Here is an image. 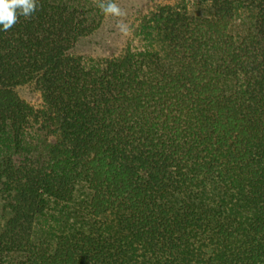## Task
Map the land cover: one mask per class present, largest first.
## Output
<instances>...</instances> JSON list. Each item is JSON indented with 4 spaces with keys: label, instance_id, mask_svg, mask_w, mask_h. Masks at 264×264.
Segmentation results:
<instances>
[{
    "label": "trees",
    "instance_id": "16d2710c",
    "mask_svg": "<svg viewBox=\"0 0 264 264\" xmlns=\"http://www.w3.org/2000/svg\"><path fill=\"white\" fill-rule=\"evenodd\" d=\"M101 2L0 25V264H264V0Z\"/></svg>",
    "mask_w": 264,
    "mask_h": 264
},
{
    "label": "rangeland",
    "instance_id": "374dc122",
    "mask_svg": "<svg viewBox=\"0 0 264 264\" xmlns=\"http://www.w3.org/2000/svg\"><path fill=\"white\" fill-rule=\"evenodd\" d=\"M178 0H115L114 2L122 10V17L111 15L104 16V20L97 31L87 37L82 38L77 46L76 51L82 55H103L118 51L126 38L129 25L133 18L141 13L146 12L157 4L175 3ZM123 22L128 26L126 32H122L118 27V23ZM25 95H28L25 93ZM36 101V97L33 98ZM5 212L2 207V199L0 198V223L4 220Z\"/></svg>",
    "mask_w": 264,
    "mask_h": 264
},
{
    "label": "clouds",
    "instance_id": "9594fccd",
    "mask_svg": "<svg viewBox=\"0 0 264 264\" xmlns=\"http://www.w3.org/2000/svg\"><path fill=\"white\" fill-rule=\"evenodd\" d=\"M38 7V0H0V25L3 26L4 31H7L18 22L19 16L28 18ZM98 7L106 15L115 17H122L124 15L113 0H107L106 3L101 2ZM117 27L122 32H126L128 28L122 21L118 23Z\"/></svg>",
    "mask_w": 264,
    "mask_h": 264
}]
</instances>
